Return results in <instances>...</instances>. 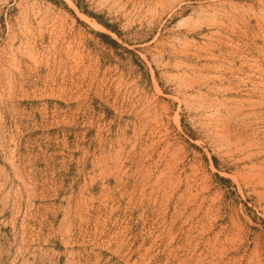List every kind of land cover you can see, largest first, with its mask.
I'll use <instances>...</instances> for the list:
<instances>
[{"label": "rangeland", "instance_id": "1", "mask_svg": "<svg viewBox=\"0 0 264 264\" xmlns=\"http://www.w3.org/2000/svg\"><path fill=\"white\" fill-rule=\"evenodd\" d=\"M0 264H264V0H0Z\"/></svg>", "mask_w": 264, "mask_h": 264}, {"label": "trees", "instance_id": "2", "mask_svg": "<svg viewBox=\"0 0 264 264\" xmlns=\"http://www.w3.org/2000/svg\"><path fill=\"white\" fill-rule=\"evenodd\" d=\"M99 37H100L101 39H104V40H108V41H110L109 38H108L107 36L103 35V34H99Z\"/></svg>", "mask_w": 264, "mask_h": 264}]
</instances>
